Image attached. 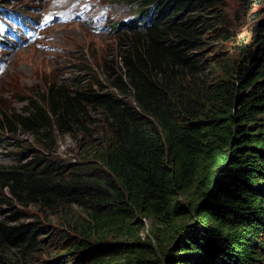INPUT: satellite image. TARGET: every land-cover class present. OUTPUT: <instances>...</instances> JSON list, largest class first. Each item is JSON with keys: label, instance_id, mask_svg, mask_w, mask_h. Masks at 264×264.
I'll list each match as a JSON object with an SVG mask.
<instances>
[{"label": "trees", "instance_id": "16d2710c", "mask_svg": "<svg viewBox=\"0 0 264 264\" xmlns=\"http://www.w3.org/2000/svg\"><path fill=\"white\" fill-rule=\"evenodd\" d=\"M124 1L138 8L115 25L129 33L103 63L108 89L48 80L0 109L17 141L0 164V264H264V16L244 44L222 0ZM218 38L240 57L206 58ZM56 131L89 156L50 155ZM23 133L43 154L24 156Z\"/></svg>", "mask_w": 264, "mask_h": 264}, {"label": "rangeland", "instance_id": "374dc122", "mask_svg": "<svg viewBox=\"0 0 264 264\" xmlns=\"http://www.w3.org/2000/svg\"><path fill=\"white\" fill-rule=\"evenodd\" d=\"M135 2V1H134ZM124 0H0V109H24L30 95H38L48 80L71 82L78 78L90 80L95 89L109 88L103 63L115 53L125 37L115 25L126 20L138 8ZM223 11L238 39L249 43L254 16H264V2L244 12L239 0H222ZM202 49L211 61L227 57L228 63L240 57L234 41L206 39ZM241 42V41H239ZM210 76L220 71L213 68ZM210 78V77H209ZM27 150V158L43 154L39 142L29 133L18 135ZM49 152L57 158L82 160L89 156V146L79 135L55 132ZM17 141L11 134L0 136V164L15 163ZM48 151V150H47ZM48 153V152H47ZM52 153V154H51ZM13 207V206H12ZM40 210L37 206L15 204L13 210ZM11 210L0 202V217ZM147 234L149 219L143 217Z\"/></svg>", "mask_w": 264, "mask_h": 264}]
</instances>
